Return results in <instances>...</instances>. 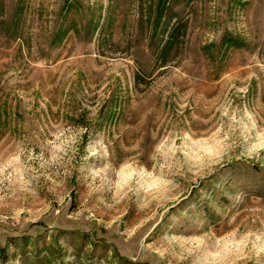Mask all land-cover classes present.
I'll return each mask as SVG.
<instances>
[{
  "label": "rangeland",
  "instance_id": "rangeland-1",
  "mask_svg": "<svg viewBox=\"0 0 264 264\" xmlns=\"http://www.w3.org/2000/svg\"><path fill=\"white\" fill-rule=\"evenodd\" d=\"M0 264H264V0H0Z\"/></svg>",
  "mask_w": 264,
  "mask_h": 264
}]
</instances>
